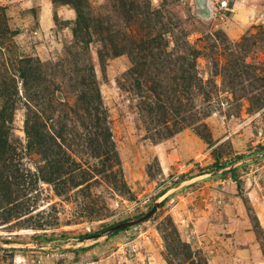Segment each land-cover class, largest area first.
Here are the masks:
<instances>
[{"label": "rangeland", "instance_id": "rangeland-1", "mask_svg": "<svg viewBox=\"0 0 264 264\" xmlns=\"http://www.w3.org/2000/svg\"><path fill=\"white\" fill-rule=\"evenodd\" d=\"M0 264H264V0H0Z\"/></svg>", "mask_w": 264, "mask_h": 264}]
</instances>
